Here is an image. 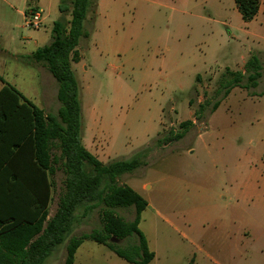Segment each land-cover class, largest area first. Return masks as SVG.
Returning <instances> with one entry per match:
<instances>
[{"label":"rangeland","instance_id":"374dc122","mask_svg":"<svg viewBox=\"0 0 264 264\" xmlns=\"http://www.w3.org/2000/svg\"><path fill=\"white\" fill-rule=\"evenodd\" d=\"M28 1L0 0V76L56 114L59 84L30 56L50 44L55 21L70 20V12H60L70 0L35 3L45 11L39 29L28 26ZM92 1L84 23L90 37L81 38V61L72 63L82 141L104 164L142 152L144 165L117 182L151 206L139 225L155 254L149 264H264V70L256 89L232 90L183 139L159 142L182 122H196L195 110L212 99L226 69L244 71L252 55L264 64V0L248 23L234 0ZM64 180L61 168L51 176L50 217ZM115 213L129 222L136 216L133 207ZM102 227L101 208L80 214L45 264H65L69 239ZM113 242L122 249L139 244L137 236ZM74 264L131 263L85 240Z\"/></svg>","mask_w":264,"mask_h":264},{"label":"trees","instance_id":"16d2710c","mask_svg":"<svg viewBox=\"0 0 264 264\" xmlns=\"http://www.w3.org/2000/svg\"><path fill=\"white\" fill-rule=\"evenodd\" d=\"M244 22L259 14L262 0H234ZM36 0H29L25 14L37 10ZM92 0H70L60 12H70L65 24H53L52 41L38 48L31 59L46 67L58 82L56 114L25 98L0 76V264H45L51 254L66 242L78 216H88L102 209L103 227L90 234L71 237L65 264H74L76 253L85 240L104 245L131 264H149L155 254L149 249L139 229L142 213L149 203L128 185L117 179L131 174L142 165V152L128 160L108 164L86 149L82 141L81 88L72 63L81 61V38H89L84 23ZM264 64L252 55L244 71L226 69L218 80L212 99L195 110L194 119L182 122L159 142L173 144L183 139L197 124L208 118L235 88L248 91L258 87ZM201 81V77H197ZM264 95V92L261 94ZM194 101L190 100V106ZM207 113V115H206ZM61 168L65 174L64 192L55 214L49 218L53 183L51 176ZM135 209V219L126 221L116 208ZM137 236L139 244L122 249L113 241Z\"/></svg>","mask_w":264,"mask_h":264},{"label":"crops","instance_id":"0c3cea01","mask_svg":"<svg viewBox=\"0 0 264 264\" xmlns=\"http://www.w3.org/2000/svg\"><path fill=\"white\" fill-rule=\"evenodd\" d=\"M36 3L39 5L40 3H41V0H36ZM36 8H37V10H33V9H30L29 10V13L26 15L25 14V11L27 10V8H25V10H24V15H25V17H26V19H27V23H28V26H29V23H30V21H31V19H32V15H33V13H36V12H41V25L39 26V28H41V26H42V20L44 19L43 18V16H44V13H45V11H44V9L43 8H39L38 6H36ZM262 8H263V4H261V9H260V12H261V10H262ZM259 12V13H260ZM60 16V15H59ZM58 16V17H59ZM54 24V23H53ZM29 27H31V26H29ZM34 28V27H33ZM39 28H36V29H39ZM35 29V28H34ZM50 33V32H49ZM51 34H52V31H51ZM48 36V35H47ZM51 41H52V35H51ZM51 43V42H50ZM245 64H246V62L243 64L244 66H245ZM200 76V75H199ZM201 77V76H200ZM201 80L203 81L204 80V78H201ZM235 89H237V88H235ZM235 89H233V91L235 90ZM232 91V92H233ZM231 95V94H230ZM229 95V96H230ZM42 109V108H41ZM47 113V112H46ZM210 121V120H209ZM202 134V133H201ZM201 134H199V135H201ZM87 149V148H86ZM88 150V149H87ZM89 151V150H88ZM193 153V152H192ZM95 156V155H94ZM102 162V161H101ZM129 186V185H128ZM144 189H146V187L144 188ZM148 189H149V186H148ZM149 203V202H148ZM149 207H151L150 206V204H149ZM148 207V208H149ZM55 214V213H54ZM49 218H51L50 217V214H49Z\"/></svg>","mask_w":264,"mask_h":264},{"label":"built area","instance_id":"2783aa9c","mask_svg":"<svg viewBox=\"0 0 264 264\" xmlns=\"http://www.w3.org/2000/svg\"><path fill=\"white\" fill-rule=\"evenodd\" d=\"M41 25V12L33 13L29 26L39 28Z\"/></svg>","mask_w":264,"mask_h":264}]
</instances>
